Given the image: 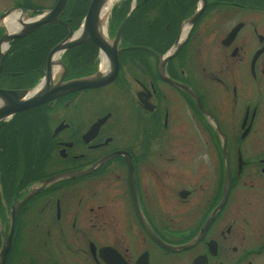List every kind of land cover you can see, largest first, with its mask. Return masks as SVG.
Here are the masks:
<instances>
[{
	"label": "flooded vegetation",
	"instance_id": "flooded-vegetation-1",
	"mask_svg": "<svg viewBox=\"0 0 264 264\" xmlns=\"http://www.w3.org/2000/svg\"><path fill=\"white\" fill-rule=\"evenodd\" d=\"M60 2L0 0V39ZM91 3L15 42L0 89L42 83ZM106 35L110 83L0 123V264H264V0H123ZM57 56L56 84L113 73L89 37Z\"/></svg>",
	"mask_w": 264,
	"mask_h": 264
},
{
	"label": "water",
	"instance_id": "water-1",
	"mask_svg": "<svg viewBox=\"0 0 264 264\" xmlns=\"http://www.w3.org/2000/svg\"><path fill=\"white\" fill-rule=\"evenodd\" d=\"M64 3H65V0H61L57 8H55L53 11H51L48 15H46L39 21H30L29 23L23 24L22 25L23 29L21 32L7 34L3 37V39L0 41V72L2 68L3 59L6 53V52H2L1 46L5 44L8 48L10 43L15 38L27 36L28 34L32 33L38 28L52 24L53 22L57 21V16L63 10ZM105 3H106V0H93L89 8L86 21L82 29L81 37L79 38V40L72 42V43H63L62 45L57 47L54 52L50 54L49 60H48V70H47V75H46V81H45V84L42 86V88H40L39 92L31 96H28L27 90L8 91V90L0 89V121L10 115H13L21 111L32 109L34 107L47 103L48 101L53 100L69 92L76 91V90H82V89L101 87V86H104L110 83L113 80L116 70H117V65H118L117 59H116V52H115V57H114L113 51L110 48H108L106 42L104 41L102 35L99 32V25H100V20H101L100 15H101L102 9L104 8ZM126 22H127V19L125 20V22L123 23V25L121 26L119 30L117 41L120 40V33ZM88 37L94 40L102 48V50L107 52V54H109L112 57L113 64H114L113 73L108 77H104L101 74H99L93 78L76 80V81H73L67 84H62V83L54 84L53 77H52L53 54L56 51H62V50L67 49L71 45L80 43L81 41H84Z\"/></svg>",
	"mask_w": 264,
	"mask_h": 264
},
{
	"label": "bare ground",
	"instance_id": "bare-ground-1",
	"mask_svg": "<svg viewBox=\"0 0 264 264\" xmlns=\"http://www.w3.org/2000/svg\"><path fill=\"white\" fill-rule=\"evenodd\" d=\"M118 1H120V0H106V3L104 5V8L102 9V12L100 15L101 20H100V25H99V32L106 41H108L107 35H106L108 17L110 15V12H111L113 5ZM20 14H21V12H18L16 14L12 15L7 22L2 23V25L8 29V32L12 33L14 31H22V29H23L22 25L24 23L21 24V22L27 21V20H25V18L27 16L25 14H21V15ZM78 35L79 34H77V35L75 34L73 37L78 36ZM74 40H75V38L72 39V42ZM76 44H78V43H76ZM71 46H74V45H71ZM6 49H7V46L5 44H3L1 46L2 52H5ZM57 55L58 54L55 55L56 56L55 58H52V60H53L52 66L54 69L53 76H55V73L57 74V71L60 69V66H57L58 65L57 62H59L60 56H57ZM108 64L109 63H108V59H107L106 55H104V53H102V70H106L108 68ZM37 89H39V87ZM37 91L39 92L40 90H36V92H34V93L36 94ZM34 93H32V94H34Z\"/></svg>",
	"mask_w": 264,
	"mask_h": 264
},
{
	"label": "trees",
	"instance_id": "trees-1",
	"mask_svg": "<svg viewBox=\"0 0 264 264\" xmlns=\"http://www.w3.org/2000/svg\"><path fill=\"white\" fill-rule=\"evenodd\" d=\"M22 40H24V39L16 40V43H23ZM29 43H32V42L30 41ZM15 49H21V54H22L23 44L17 46L16 48H13L12 51H11V53L20 54V52H16ZM24 56H26V55H24Z\"/></svg>",
	"mask_w": 264,
	"mask_h": 264
},
{
	"label": "rangeland",
	"instance_id": "rangeland-1",
	"mask_svg": "<svg viewBox=\"0 0 264 264\" xmlns=\"http://www.w3.org/2000/svg\"><path fill=\"white\" fill-rule=\"evenodd\" d=\"M41 50H42V48H41ZM33 52V51H32ZM32 54V53H31ZM33 56L35 55V52L32 54ZM32 55H30V56H32ZM29 58V57H28ZM11 59H13V58H11Z\"/></svg>",
	"mask_w": 264,
	"mask_h": 264
}]
</instances>
